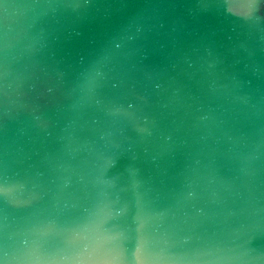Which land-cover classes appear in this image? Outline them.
Wrapping results in <instances>:
<instances>
[{
  "label": "water",
  "instance_id": "95a60500",
  "mask_svg": "<svg viewBox=\"0 0 264 264\" xmlns=\"http://www.w3.org/2000/svg\"><path fill=\"white\" fill-rule=\"evenodd\" d=\"M0 264H264V0H0Z\"/></svg>",
  "mask_w": 264,
  "mask_h": 264
}]
</instances>
